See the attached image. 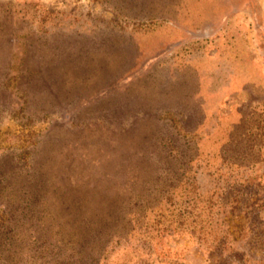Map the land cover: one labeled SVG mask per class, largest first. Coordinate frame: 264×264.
Instances as JSON below:
<instances>
[{"label":"rangeland","instance_id":"rangeland-1","mask_svg":"<svg viewBox=\"0 0 264 264\" xmlns=\"http://www.w3.org/2000/svg\"><path fill=\"white\" fill-rule=\"evenodd\" d=\"M0 264H264V0H0Z\"/></svg>","mask_w":264,"mask_h":264},{"label":"trees","instance_id":"trees-1","mask_svg":"<svg viewBox=\"0 0 264 264\" xmlns=\"http://www.w3.org/2000/svg\"><path fill=\"white\" fill-rule=\"evenodd\" d=\"M178 182H179V181H178ZM179 183H180V182H179ZM179 183H177L176 186H178ZM176 186H175V187H176ZM170 187H172V188L174 189V185H172V186H170ZM134 218H136V216L133 217V220H134ZM135 221L137 222V220H135Z\"/></svg>","mask_w":264,"mask_h":264}]
</instances>
